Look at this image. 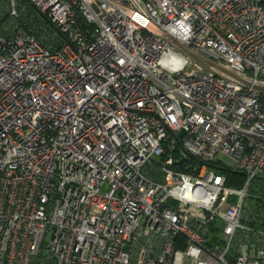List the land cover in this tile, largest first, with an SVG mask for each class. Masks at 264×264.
Returning <instances> with one entry per match:
<instances>
[{
    "label": "built area",
    "instance_id": "1",
    "mask_svg": "<svg viewBox=\"0 0 264 264\" xmlns=\"http://www.w3.org/2000/svg\"><path fill=\"white\" fill-rule=\"evenodd\" d=\"M29 1L63 40L0 34V264H264V0Z\"/></svg>",
    "mask_w": 264,
    "mask_h": 264
},
{
    "label": "trees",
    "instance_id": "2",
    "mask_svg": "<svg viewBox=\"0 0 264 264\" xmlns=\"http://www.w3.org/2000/svg\"><path fill=\"white\" fill-rule=\"evenodd\" d=\"M17 15L14 17L10 14V0H0V34L6 36L13 35L18 29H24L34 34L39 41L50 49H56L63 40L62 34L58 31L56 26L47 18L45 13L41 12L29 0H16ZM181 135L170 134L169 139L177 137L174 143L172 152L175 156H180L179 168L182 171H189L191 165H198L199 159L191 156L188 153H182L181 148ZM227 176V182L231 185H239L243 181V172L227 167L213 165ZM256 187V189L254 188ZM253 192L250 195V202L255 209L261 207L260 201L264 198L256 197V193H263L264 195V176H260L254 181Z\"/></svg>",
    "mask_w": 264,
    "mask_h": 264
}]
</instances>
